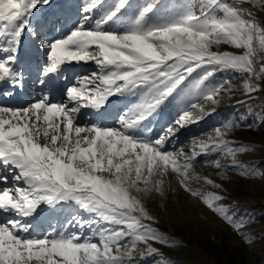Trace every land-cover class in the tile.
I'll use <instances>...</instances> for the list:
<instances>
[{
    "label": "snow or ice",
    "instance_id": "6c2138e0",
    "mask_svg": "<svg viewBox=\"0 0 264 264\" xmlns=\"http://www.w3.org/2000/svg\"><path fill=\"white\" fill-rule=\"evenodd\" d=\"M49 3L0 0L3 94L15 96L30 82V70L17 64L25 35L47 55L43 67L36 68L40 98L27 106L0 105V264H138L133 253L140 245L145 246L142 258L155 254L157 264H168L153 245L171 241L144 223L154 217L141 194L163 196L171 170L186 192L233 222L218 203L222 195L191 186L201 179L194 162L216 152L246 151L247 145L232 147L235 141L226 137L234 126L252 125L229 121L206 140L193 138L191 155L169 145L182 128L215 112L200 101L219 105L222 93L232 91L224 89L227 81L210 83L217 72L246 74L243 89L250 99L261 90L256 81L264 76V62L257 57L264 54V22L242 5L264 8V0H200L198 9L161 0H89L72 28L51 39L32 23L35 11ZM96 12L100 15L93 20ZM89 21L94 27H85ZM222 44L242 51L213 50ZM89 62L96 71L77 75L70 86L57 83V77L67 79L66 66ZM61 88L66 102H53ZM115 96L133 99L113 126L77 122L82 108L102 109ZM169 108L178 115L154 133L149 124ZM255 115L264 123V114ZM202 163L222 168L219 157ZM41 205L52 213L75 205L87 218L69 212L59 229L34 235L26 218L44 211Z\"/></svg>",
    "mask_w": 264,
    "mask_h": 264
},
{
    "label": "rangeland",
    "instance_id": "374dc122",
    "mask_svg": "<svg viewBox=\"0 0 264 264\" xmlns=\"http://www.w3.org/2000/svg\"><path fill=\"white\" fill-rule=\"evenodd\" d=\"M67 2L68 0H50L48 5L40 6L35 11L33 26H40V30L49 39L65 35L79 19L82 8L89 0H71L75 13L71 20L66 12ZM146 2L148 0H139L138 4ZM186 3L188 4L186 0H182L181 4L176 1L170 4ZM242 7L248 8L255 17L264 22V8L250 3H245ZM99 15V12L94 13L93 20ZM85 27L91 28L94 24L89 21ZM213 50L237 53L242 51L223 44L213 46ZM260 56L264 54L258 53V60ZM46 60L45 50L38 48L37 42L25 35L18 52L17 64L30 70V82L25 90L12 97L4 95L3 90H0V105L27 106L40 98L41 91L36 79V68L37 65L43 67ZM258 68L259 64H257ZM96 70L97 66L93 62L72 64L65 68L64 75L67 79L57 77L56 80L61 86H70L77 75L88 74ZM245 78L246 74L235 71H222L220 76L215 75L210 83L227 81L223 83V87L224 89L231 87L232 91L222 93L219 105L200 101L201 106L206 110L214 108L215 112L198 124L194 123L182 128L169 145V150L173 147L182 148L186 155H191V149L194 147L193 138L197 141L206 140L208 135L214 133L216 127L229 121L234 124L252 125L250 129L234 126L228 130L226 137L235 141L230 145L232 147L247 145L246 151L238 152L235 156L221 155L216 152L212 156L198 157L194 162V171L201 179L192 180L191 186L204 192L211 191L222 195L224 199L218 203L229 210V214L233 216V222L229 223L218 213L209 209L202 199L186 192L179 184L177 175L171 170L164 177L163 196L156 192L141 194L145 207L154 217L153 221H144V223H150L171 241L166 245L160 243L153 245L160 250L168 264H264V123H259L255 115L256 112L264 114V76L256 81L261 85V90L251 94L253 97L251 99L243 89ZM121 98L124 97L110 98L107 105L99 110L82 108L77 122L113 126L116 118L122 115L121 110L126 109L120 101ZM51 99L53 102H66L62 88L58 89ZM245 100L249 103H240ZM177 115V112L171 110V118L167 120L166 125L171 123ZM244 116H247V120L242 119ZM217 157L222 164L220 169L215 168L214 165L202 163L204 160H215ZM247 172L254 174H245ZM203 178L212 179L221 187L215 188L207 184ZM3 186L0 184V189ZM41 208L44 211L38 209L39 215L26 218L28 223L34 225V235L59 229L68 217L64 215L66 211L78 212L87 218V214L75 205H67L63 212L56 213L48 211L46 205H41ZM3 218L0 217V219ZM237 224L240 225L239 228L236 227ZM69 230L78 231L76 228ZM144 248V245H140L133 253L134 261L138 264H157L160 257L155 254L145 255L142 258L141 253Z\"/></svg>",
    "mask_w": 264,
    "mask_h": 264
},
{
    "label": "trees",
    "instance_id": "16d2710c",
    "mask_svg": "<svg viewBox=\"0 0 264 264\" xmlns=\"http://www.w3.org/2000/svg\"><path fill=\"white\" fill-rule=\"evenodd\" d=\"M138 1L139 0H135L136 3H138ZM175 1L178 4H181L182 3V0H161V3L162 4H170V3H173ZM186 1L188 2V4H192L195 9H198L199 8L200 0H186ZM66 12H67L68 17L70 18V20L72 18H74L75 13H74V8H73V5H72L71 0H68V2H67ZM259 60L262 61V62H264V56H260ZM221 74H222V71L221 72H217L215 75L220 76ZM132 99H129L127 97H124V98H121L120 101L126 107L128 105V103H129V101L132 100ZM243 109H245V107H243ZM171 110H172L171 108L162 110L161 115L158 116L156 120L152 121L151 124H149V127H152L153 128L154 133L158 134V133H160L163 130V128L166 125L167 120H169L171 118L170 117V111ZM172 111L174 112V110H172ZM111 114L115 115V113H111ZM68 214H69V211H66V213L64 214L65 217H67Z\"/></svg>",
    "mask_w": 264,
    "mask_h": 264
},
{
    "label": "bare ground",
    "instance_id": "6f19581e",
    "mask_svg": "<svg viewBox=\"0 0 264 264\" xmlns=\"http://www.w3.org/2000/svg\"><path fill=\"white\" fill-rule=\"evenodd\" d=\"M20 92H22V91H20Z\"/></svg>",
    "mask_w": 264,
    "mask_h": 264
}]
</instances>
